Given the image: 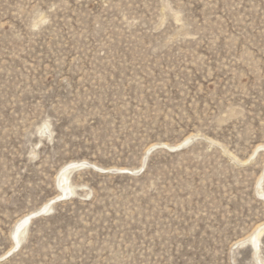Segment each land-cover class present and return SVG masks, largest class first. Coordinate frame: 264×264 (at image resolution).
<instances>
[{"label":"rangeland","instance_id":"1","mask_svg":"<svg viewBox=\"0 0 264 264\" xmlns=\"http://www.w3.org/2000/svg\"><path fill=\"white\" fill-rule=\"evenodd\" d=\"M261 188L264 0H0V264H264Z\"/></svg>","mask_w":264,"mask_h":264},{"label":"bare ground","instance_id":"2","mask_svg":"<svg viewBox=\"0 0 264 264\" xmlns=\"http://www.w3.org/2000/svg\"><path fill=\"white\" fill-rule=\"evenodd\" d=\"M192 139V138H191ZM184 142L180 143V144H175V145H171L169 143H166V142H162V143H156L154 145H152L149 149H152L153 147L157 146V145H166L168 147H170L171 149H175V148H178L180 147ZM147 155V154H146ZM146 160V159H145ZM79 164H91V165H94L96 166L97 168L101 169L102 171H109L111 169H117V170H121L119 172L121 173H135V172H138V171H141L145 164L143 163L140 167L138 168H134V169H130V168H125V167H119V168H109V167H103V166H100L94 162H89V161H85V160H79V161H72V162H69L67 164H65L62 169L59 171L58 173V176H59V179L57 180V186L60 188L61 192L56 198H60V197H64L63 199H66V198H70L72 197V195L69 196V194H73L75 193V189L72 185H70L69 183V180H70V173L72 172V168H74V166L77 167V165ZM146 170V168H145ZM63 171V173H62ZM113 171V170H111ZM61 173V176L59 175ZM57 176V178H58ZM260 194L264 195V188H261L260 191H259ZM56 198H53V201L56 199ZM50 202V203H49ZM45 207L43 208V211L44 212H48L49 209L52 208L53 204H51V201H49ZM42 210V209H41ZM41 210H39V212H41ZM38 211H33L31 213H28L26 215H24L21 219H19L15 225V228L12 232V239L15 241V245L14 247L9 250L7 253H5L4 255H0V257H3L5 256L6 254L8 253H11L13 250L17 249L20 247L21 243H22V240L24 238V235L29 227V223L31 222L32 218L34 217L33 215H36L39 213ZM258 228L259 231L253 235L251 237V245L254 247V250L255 251H258L259 250V242H260V238L262 236V234H264V224L260 225Z\"/></svg>","mask_w":264,"mask_h":264},{"label":"water","instance_id":"3","mask_svg":"<svg viewBox=\"0 0 264 264\" xmlns=\"http://www.w3.org/2000/svg\"><path fill=\"white\" fill-rule=\"evenodd\" d=\"M190 142H191V141H189L188 143H183L180 147L175 148V149H171L170 147H168V146H166V145H157V146L153 147V148L148 152L147 155H150L151 153H153L154 151L159 150V149H165V150L170 151V152H177V151H180V150L184 149V147H185L187 144H189ZM147 159H148V156L146 157V161H147ZM86 167H92V168H94V166H92V165H90V164H82V165L79 164V165H77V167L74 166V168H72V169L77 170V169H83V168H86ZM116 171H117V170H113V172H116ZM136 173H139V172H136Z\"/></svg>","mask_w":264,"mask_h":264}]
</instances>
